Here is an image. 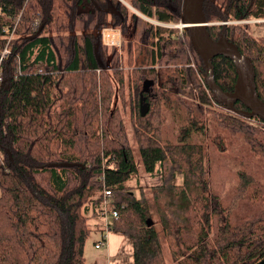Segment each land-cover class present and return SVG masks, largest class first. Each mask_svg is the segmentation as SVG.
<instances>
[{
	"label": "trees",
	"instance_id": "obj_1",
	"mask_svg": "<svg viewBox=\"0 0 264 264\" xmlns=\"http://www.w3.org/2000/svg\"><path fill=\"white\" fill-rule=\"evenodd\" d=\"M131 4L159 23L181 20L183 0ZM114 5L118 12L111 10ZM108 9L114 24L126 23L121 0H0V53L8 40L6 27H15L0 90V264H86L84 247L93 228L102 234L95 246L106 244L107 230L119 232L133 243V264H166L157 230L147 224L145 196L132 191L139 187L130 180L136 177L138 185L141 164L149 176L162 179L158 190L168 193L176 208L173 222L163 218L174 264H256L264 258V182L256 178L264 173V121L215 102L188 29L175 34L176 28L140 21L134 14L132 37L152 40L149 65L135 68L133 79L138 89L143 83L141 92L152 106L139 116L144 129L136 130L138 162L120 110L113 105L126 83L124 70L115 49L109 61L108 52H97L101 29L114 25ZM204 11L211 37L218 40L225 29L227 39L251 58L256 91L264 102V23L222 24L264 18V0H205ZM211 62L215 82L232 91L237 77L233 61L220 55ZM105 67L114 70L117 87ZM163 78L168 87L197 90L199 111L218 105L214 109L225 132L215 126L213 143L221 149L236 145V174L243 182L226 196L194 195L182 209L189 201L186 190L204 172L207 148L186 141L188 129L177 142L163 143L159 123L147 122L154 118L152 99L160 97L150 91ZM147 80L154 82L144 92ZM235 107L247 109L240 101ZM201 115L196 111L197 118ZM178 173L182 187L170 182ZM106 190L111 191L108 207L118 211L108 224Z\"/></svg>",
	"mask_w": 264,
	"mask_h": 264
},
{
	"label": "rangeland",
	"instance_id": "obj_2",
	"mask_svg": "<svg viewBox=\"0 0 264 264\" xmlns=\"http://www.w3.org/2000/svg\"><path fill=\"white\" fill-rule=\"evenodd\" d=\"M131 1L132 0H121V2L125 4L127 9L125 10L126 23L122 26L120 25L121 30L123 32L121 35V46L108 47L103 43L101 36L99 37L97 52L101 55L108 52L107 61H109L112 49H115L118 57L117 62L119 64V68L124 70V79L126 83L124 86L121 85V89H119L120 96L118 94L114 95L113 105L117 106L120 110V115L122 116L123 123L127 129L128 141L131 144L134 156L139 162L140 154L136 130L137 128H140L142 126L140 124L139 116H141L140 96L141 91L143 89V83L138 89V87L136 86V82L134 81L133 83V79L137 75V73L135 72V68H144L149 65L150 53L148 44H151L152 40L147 39L142 41V39H139L138 37L136 38V36L132 37V33L133 31H135L137 23L136 16L134 14H138V16L140 17V21H149L154 24H162V26L170 28L176 27L167 26L165 24L176 26L177 24L179 25L181 21H179V23H159L156 20L150 19L147 16L140 14L138 9L132 6ZM111 10H115L117 12L119 11L115 7V5L111 8ZM111 12L112 11L110 10L108 11L109 21L111 24H114V22H112L114 20L111 18ZM214 22L216 24H221L222 21ZM224 23L242 24L246 22L244 20L237 19L230 21L228 20V22L224 21ZM249 23L254 24L252 22ZM118 24L120 23H115L114 26H118ZM176 29H178V31L175 34H184V32H186L188 28L185 30H181L180 28ZM96 34H99V31H97ZM99 45L103 48H105L104 46L108 47V51L101 48ZM131 47L132 55L130 56L131 52L129 51V49H131ZM192 67L194 69H197L195 63L192 65ZM157 68L160 69L161 64H158ZM104 69L108 70L109 76L110 78H112L110 79V82H112L114 87H117L118 83L116 79H114V70H112L110 67H105ZM156 91L158 93L157 95H160V97L152 99V103L154 104L155 108L154 110H152V113L154 112V118H149L147 122H149V120H154L155 122L156 120V122L159 123V130L157 132L158 134H161V139L163 140L162 142H177L178 140L182 139V134L184 130L188 129L189 136L186 138V141L203 143L207 148L204 172L202 174H199V177L201 175L199 181L197 183H193L191 188L186 190L189 201L186 202V205L183 206L182 209L186 208V206L191 203L194 195L200 194L206 199H209L210 197H215V192H219L221 193V195L226 196L229 191H234L238 185H242L243 182L238 181L239 179L236 174L237 170L240 169V159H238L237 156L238 149L236 145H227L226 147L221 149L220 145L218 147L213 143L214 130L216 128L215 126L218 125V127H220V129L225 132L222 125H219L218 119L220 116L216 114L219 113V110L216 111L214 109L218 108V105H213V110L202 109L199 111V109L196 107L197 104L199 106L200 103V95L197 90H190L188 87L179 88L178 84L173 85V87H168L165 84L164 78L161 79L160 82H158L157 87L150 92ZM146 103V100L142 102L144 106H146ZM151 107L148 110L149 112L151 110ZM226 110V108L220 109V111L224 112H226ZM196 111L202 112L201 118L196 117ZM152 113H150V116L148 117H152ZM196 126H198L200 129L196 130ZM143 129L144 127L142 126L141 130ZM228 134L230 135L231 133ZM228 134L224 133L225 136H227ZM145 137L148 136L145 134ZM233 137L235 138L236 136ZM215 141L218 143L221 142L219 138L216 137ZM222 165H225V168L222 167ZM220 166L222 167L221 170L219 169ZM139 175L140 179L138 180V185L135 184V182H137L136 177L130 180V183H132L134 186H139L138 188H135L132 191L138 196L141 194V192L142 194H144L146 204L148 206L147 218L152 220V225L157 230L160 244L165 257V263L174 264L171 248L167 242V230L164 227L163 218L167 216L170 221L173 222L174 219L171 217V211L176 210V208L172 205L171 197L168 195V193H164L158 190V186L162 183L161 178L149 176L144 170L142 164L139 167ZM175 176V179L170 182H174L178 184L177 186L182 187L184 184L183 175L178 173ZM256 178L259 180L262 179V182H264V173L261 172L259 176H256ZM89 222L91 225H93L95 221L91 219V221ZM101 237V232L93 228L86 240L84 247L86 264H109L111 254H109L110 256H108V248L106 247V245L100 246L98 248L95 246V242L101 240ZM131 257H133L134 259V256Z\"/></svg>",
	"mask_w": 264,
	"mask_h": 264
},
{
	"label": "water",
	"instance_id": "obj_3",
	"mask_svg": "<svg viewBox=\"0 0 264 264\" xmlns=\"http://www.w3.org/2000/svg\"><path fill=\"white\" fill-rule=\"evenodd\" d=\"M204 2L205 0H183L181 21L187 25L192 46L204 62L205 82L208 89L211 90L218 104H224L229 110L245 117L257 116L264 121V102L256 91V70L251 58L242 54L239 48L227 39L225 29L218 40L211 37ZM220 55L231 59L234 63L237 77L232 91H224L213 79L214 69L211 60ZM144 82L143 91H149L154 81ZM144 100L145 97L141 92L140 112L143 116L150 108L147 103L146 106L142 104ZM237 101L242 102L247 109H237L235 107ZM9 156L11 157V154ZM152 223L151 219L147 220L148 226H152ZM256 264H264V258Z\"/></svg>",
	"mask_w": 264,
	"mask_h": 264
},
{
	"label": "built area",
	"instance_id": "obj_4",
	"mask_svg": "<svg viewBox=\"0 0 264 264\" xmlns=\"http://www.w3.org/2000/svg\"><path fill=\"white\" fill-rule=\"evenodd\" d=\"M181 21V20H180ZM246 23L248 22H252V23H264V18H253V19H247L244 20ZM222 24H225L224 21L222 22ZM164 25V24H163ZM167 26H173L170 24H165ZM175 27V26H174ZM176 28H180L181 30H185L187 29V25L182 23V21L179 23V25H176ZM15 27L13 29L6 27V32L8 35V40L6 43V46L4 47V49H2L1 53H0V90L2 88V85L4 84L5 78H4V71H5V67H7V59L11 53V46H10V41L13 37V31H14ZM121 35H122V30L120 27L118 26H114V25H108L106 27H104L101 31V36H102V40L103 43L108 46V47H119L122 44V39H121ZM106 194V200H105V205H104V215H105V220L106 224H108V220L109 217H117L118 216V211L114 210L113 208H109L108 207V201H110L108 199L109 196H111V191L110 190H106L105 191ZM106 236V235H105ZM106 240V238H105ZM103 241L106 243V241ZM103 245V243H101V246ZM96 247H100V245H96Z\"/></svg>",
	"mask_w": 264,
	"mask_h": 264
},
{
	"label": "crops",
	"instance_id": "obj_5",
	"mask_svg": "<svg viewBox=\"0 0 264 264\" xmlns=\"http://www.w3.org/2000/svg\"><path fill=\"white\" fill-rule=\"evenodd\" d=\"M105 235L107 241L104 245L108 248V256L111 254L109 264H133L134 259L131 256H133L134 246L131 240L124 234L114 231L107 230Z\"/></svg>",
	"mask_w": 264,
	"mask_h": 264
},
{
	"label": "bare ground",
	"instance_id": "obj_6",
	"mask_svg": "<svg viewBox=\"0 0 264 264\" xmlns=\"http://www.w3.org/2000/svg\"><path fill=\"white\" fill-rule=\"evenodd\" d=\"M228 22V21H227ZM226 24V23H225ZM173 26H175V25H173ZM176 27V26H175Z\"/></svg>",
	"mask_w": 264,
	"mask_h": 264
}]
</instances>
